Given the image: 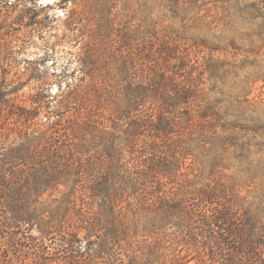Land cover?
Masks as SVG:
<instances>
[{"label":"trees","instance_id":"1","mask_svg":"<svg viewBox=\"0 0 264 264\" xmlns=\"http://www.w3.org/2000/svg\"><path fill=\"white\" fill-rule=\"evenodd\" d=\"M83 1L85 55L26 98L16 27L55 17L0 0V240L23 264H264V0Z\"/></svg>","mask_w":264,"mask_h":264},{"label":"rangeland","instance_id":"2","mask_svg":"<svg viewBox=\"0 0 264 264\" xmlns=\"http://www.w3.org/2000/svg\"><path fill=\"white\" fill-rule=\"evenodd\" d=\"M59 0H39V4H42L44 9L39 10L40 16L42 18L45 15L54 16L55 20L49 24V27L43 31L33 26L34 20L27 19L25 23H29L32 26L22 27L17 26V34L24 41V45L21 51V54L18 57V66L13 74L10 76V79H13L10 89L19 88L21 89L19 93L28 98L35 90L37 84L32 80L31 68L36 66L41 69L49 68L52 70H60L63 65L70 64L71 68L75 67L77 63L75 62L79 57H83L87 50V45L92 38V31L94 25L98 22V16L96 13H93L89 7L85 6L86 1L78 0L76 4L70 3L68 6L64 4L52 5L54 2ZM57 3V2H56ZM49 5V6H48ZM48 6V7H47ZM133 11L138 9V4L133 3ZM139 10V9H138ZM116 13V22L117 24L123 25L124 23H131L133 26H136L139 23V20L143 16L133 15L131 12L124 10L122 4L118 5L117 8L113 11ZM148 15V12L145 16ZM117 32L113 37H118ZM141 49V48H140ZM51 55L50 60L46 59V52ZM139 51V50H138ZM47 61V62H45ZM42 64L44 66H42ZM29 69V70H27ZM28 72L29 75L23 76V72ZM31 80V81H30ZM230 84L228 82V88L225 89V97L230 101H235V105L241 98L242 92V83L240 80L233 81ZM53 95L60 94L58 86H53L52 88ZM262 94L264 97V82H257L254 86V95ZM61 100V97L58 98ZM27 106H30V102H27ZM227 174H231V171L227 170L224 174L225 176L222 180L225 182L223 184L230 186V177ZM244 195H248L247 191L243 192ZM2 243V255H7L11 264H23L15 256L13 250L9 251V244L6 240L1 239ZM192 264H195L192 262Z\"/></svg>","mask_w":264,"mask_h":264}]
</instances>
